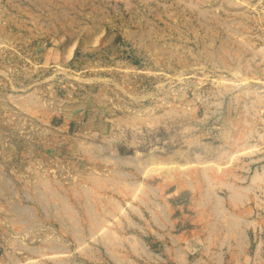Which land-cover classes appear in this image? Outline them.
Returning <instances> with one entry per match:
<instances>
[{
    "label": "rangeland",
    "instance_id": "374dc122",
    "mask_svg": "<svg viewBox=\"0 0 264 264\" xmlns=\"http://www.w3.org/2000/svg\"><path fill=\"white\" fill-rule=\"evenodd\" d=\"M0 264H264V0H0Z\"/></svg>",
    "mask_w": 264,
    "mask_h": 264
}]
</instances>
